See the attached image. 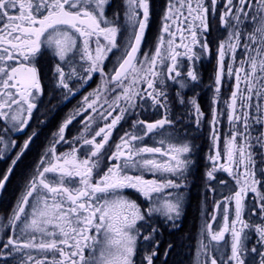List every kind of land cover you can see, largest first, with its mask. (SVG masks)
Segmentation results:
<instances>
[{"label":"snow or ice","instance_id":"snow-or-ice-1","mask_svg":"<svg viewBox=\"0 0 264 264\" xmlns=\"http://www.w3.org/2000/svg\"><path fill=\"white\" fill-rule=\"evenodd\" d=\"M151 16V0H0V191L32 121L84 93L0 214V264H156L161 224L178 228L191 194L185 130L204 125L191 264H264V0H164L149 44Z\"/></svg>","mask_w":264,"mask_h":264},{"label":"flooded vegetation","instance_id":"flooded-vegetation-1","mask_svg":"<svg viewBox=\"0 0 264 264\" xmlns=\"http://www.w3.org/2000/svg\"><path fill=\"white\" fill-rule=\"evenodd\" d=\"M155 2V0H151L152 16L150 29L147 32V40L149 44H151L157 34V30L159 27V17L161 15L162 6L164 4L163 2L159 6H157V2ZM156 13H158L157 17L154 16ZM155 17L156 19L158 18L157 21ZM217 29L218 25H215L213 30V39L223 34ZM214 66L215 57L212 58L211 62L205 61L203 64L199 65L200 72L202 73L203 77V82L199 89V103L205 112H207L209 109V100L212 95L211 91H209L205 86L211 83ZM44 71L46 74L50 72V62L47 60H45ZM97 82L98 78L95 82L92 83L91 87L87 88L85 91H91L92 88L95 87V83ZM227 87L228 86L225 85V87L222 89V96L224 97H227L228 95ZM83 94L84 93L82 92L81 94L75 96L70 102L63 104L54 113H51L45 124L37 125L35 119L32 121V127L36 128L38 135L34 139V142L31 144L29 150L26 152L22 160L18 162V165L14 169V172L11 175L9 182L6 184L5 189L3 191H0V214L7 212L10 206L14 203L23 178L30 171L32 165L37 161L43 146L47 143L48 139L51 137V134L56 131L65 114L69 110H71L74 105L77 104V102L81 99V95ZM188 95H191V92H189ZM45 100L47 101V97L45 98ZM53 103H55V100H53ZM220 107H223V105H221ZM36 115L38 116V114ZM70 129L74 134L76 128L70 126ZM226 129L227 124L226 120H224L222 131ZM27 131L30 132L31 128ZM185 131L191 138H195L194 143L197 146L196 150L194 151L196 165L192 170L193 182L191 184V194L182 220L179 222V227L173 229L168 225L161 224L162 234L159 237L161 241L159 251L161 254L158 256L156 264H191L192 253L195 248L198 230L203 223L201 204L203 181L201 177L205 170V165L207 164L205 155L208 151L209 129L207 125H204L199 130L195 129V127H192L187 128ZM24 139H26V135L19 134L17 143L21 144ZM9 164L10 159L0 160V174L7 170ZM209 211H211L210 204ZM169 242L174 244V248L171 250L170 254L165 257L163 253Z\"/></svg>","mask_w":264,"mask_h":264},{"label":"trees","instance_id":"trees-1","mask_svg":"<svg viewBox=\"0 0 264 264\" xmlns=\"http://www.w3.org/2000/svg\"><path fill=\"white\" fill-rule=\"evenodd\" d=\"M156 2H157V6H159L161 3H163L164 2V0H155ZM155 2V3H156ZM159 12V11H158ZM154 16H158V13H156ZM156 17H155V19H156ZM158 19V18H157ZM157 19H156V21H157ZM179 257H180V255H179Z\"/></svg>","mask_w":264,"mask_h":264}]
</instances>
